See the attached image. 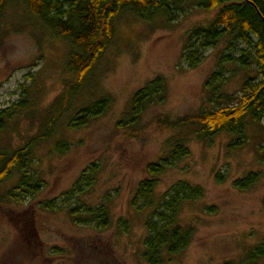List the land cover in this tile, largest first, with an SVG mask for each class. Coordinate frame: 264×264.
<instances>
[{
    "label": "rangeland",
    "instance_id": "rangeland-1",
    "mask_svg": "<svg viewBox=\"0 0 264 264\" xmlns=\"http://www.w3.org/2000/svg\"><path fill=\"white\" fill-rule=\"evenodd\" d=\"M184 13L162 24L161 17L144 22L122 15L115 36L83 86V103L105 98L108 109L86 127L68 129L35 149L31 172L39 179L34 196L12 200L6 194L17 176L0 183V264H147L141 258L149 210H137L132 199L146 179V166L166 157L167 140L180 137L188 156L157 176L155 202L173 185L200 187L201 197L183 201L178 223L192 226L189 245L164 264H224L241 262L257 246L264 248V115L243 120L240 138L220 133L197 139V126L178 120L211 111L215 105H235L241 88L255 76L234 62L242 56L240 42L220 41L201 51L190 68L181 55L193 28L211 20L187 2ZM152 22V23H151ZM230 45V47H229ZM67 46L24 9L22 0H9L0 16V110L24 98L28 109L13 115L0 147L19 148L43 128L49 107L76 76L65 68ZM223 69L222 82L209 87L211 75ZM161 78L165 98L151 105L134 127H125L130 101L148 82ZM94 82V83H93ZM68 148L54 151L57 141ZM92 165L90 185L66 201L81 175ZM258 180L245 190L236 186L249 173ZM103 208L108 226L76 223L66 209L73 203ZM53 203L55 208L45 207ZM264 264V257L257 261Z\"/></svg>",
    "mask_w": 264,
    "mask_h": 264
},
{
    "label": "trees",
    "instance_id": "trees-1",
    "mask_svg": "<svg viewBox=\"0 0 264 264\" xmlns=\"http://www.w3.org/2000/svg\"><path fill=\"white\" fill-rule=\"evenodd\" d=\"M9 0H0V16ZM24 9L51 31L55 38L61 39L67 46L64 63L68 71L75 74V82L68 84L65 92L49 107L50 115L41 131L28 139L19 148L8 150L0 147V183L13 175L17 182L6 197L15 200L21 196H34L40 190L39 179L31 172L34 153L39 142H48L63 130L86 127L92 120L105 114L109 100L96 99L83 103L81 93L89 91L83 87L85 78L93 72L105 50L115 36V20L129 15L144 22L161 17L162 24L174 21L178 14L184 13L187 2L206 12L216 11L214 17L190 31L186 38V49L181 55L190 68L200 63L201 51L216 46L220 41L240 42L245 47L242 56L233 59L240 67L249 70L254 66L255 76L248 78L241 88V95L234 105H215L211 111L178 120L179 123L191 122L198 128L197 139L211 140L215 135L224 133L240 138L245 117L260 121L264 115V0H22ZM152 23V22H151ZM230 47V45H229ZM223 69L219 67L210 77L209 87L222 82ZM94 83V82H93ZM165 85L161 78L148 82L135 92L131 98L126 115L125 127H134L140 121L143 112L151 105L161 103L165 98ZM28 109L27 100L19 99L10 107L0 110V134L7 131L8 121L13 115H22ZM180 137L166 141L171 151L158 162L146 166L147 178L137 187L132 205L137 210H149L150 217L145 221L147 235L144 239L142 260L147 264H164L166 259L176 257L190 243L193 228L178 223L179 208L183 201H193L201 197L200 187L178 182L155 202L154 189L157 176L171 166L185 159L189 154ZM68 148L65 141H57L54 151L62 154ZM264 162V146L260 147ZM92 165L75 183L66 201L75 198L76 193L85 185H90L92 174L96 172ZM259 174L251 172L236 186L241 190L250 188L258 180ZM264 206V198H263ZM45 207L55 208L53 203ZM70 217L80 224H96L106 229L109 222L103 208L88 209L77 202L67 205ZM264 257V248L255 247L245 258L235 263L257 264Z\"/></svg>",
    "mask_w": 264,
    "mask_h": 264
}]
</instances>
